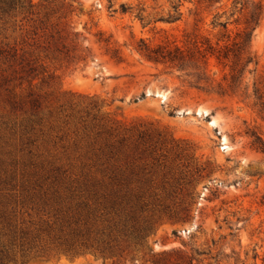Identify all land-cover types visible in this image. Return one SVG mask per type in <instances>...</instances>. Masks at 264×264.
<instances>
[{
  "label": "rangeland",
  "instance_id": "obj_1",
  "mask_svg": "<svg viewBox=\"0 0 264 264\" xmlns=\"http://www.w3.org/2000/svg\"><path fill=\"white\" fill-rule=\"evenodd\" d=\"M233 1L0 0V216L48 218L34 187L63 194L103 164L144 195L156 222L143 251L122 258L68 256L47 238L18 243L7 264H185V253L195 264H264V152L252 136L264 141V120L242 97L264 86V15L251 43L258 66L230 97L139 52L185 47V33L215 43L224 30L212 23L224 11L227 21ZM208 70L223 77L214 61Z\"/></svg>",
  "mask_w": 264,
  "mask_h": 264
},
{
  "label": "trees",
  "instance_id": "obj_2",
  "mask_svg": "<svg viewBox=\"0 0 264 264\" xmlns=\"http://www.w3.org/2000/svg\"><path fill=\"white\" fill-rule=\"evenodd\" d=\"M221 1L198 0L196 9H209ZM226 13L227 11L217 14L212 23L214 29L224 30L215 43L208 38L185 33V47L171 46L168 43L154 47L144 44L139 52L144 60L155 65L190 71L186 75L197 79L196 82L189 83L190 86L208 96L225 98L236 95L241 91L248 68L251 65L254 68L258 66L256 57L251 53V43L261 25L264 5L255 0H234L233 10L227 21H219ZM171 19L176 20L175 17H170L169 20ZM231 24L241 28L233 33L228 29ZM211 61L223 68L220 80L216 73L210 74L208 70ZM260 84L254 83L253 94H248L246 87L242 97L243 100L254 97L255 106L260 107L264 120V86L259 87ZM32 96L31 93L29 97ZM31 103L33 107L38 105L37 99H33ZM252 136L253 146L264 152L262 138L255 134ZM101 167L103 170L100 177L86 175L82 179H75L63 190V194L57 190L53 193L43 191L41 184L34 187L33 192L36 188L39 191L29 193V197L38 200V205L42 206L40 211L49 216L46 219L16 223L2 213L0 264L13 260L18 243L24 247L47 238L56 244V252L68 256L89 252L109 258H122L125 251H143V243L155 228L156 222L152 215L154 211L150 209V203L144 195L131 189L123 177L107 176L108 168L103 164ZM31 251V248L22 249V255ZM165 254L166 252H162L159 255ZM182 259L185 264H195L193 255L185 253Z\"/></svg>",
  "mask_w": 264,
  "mask_h": 264
},
{
  "label": "water",
  "instance_id": "obj_3",
  "mask_svg": "<svg viewBox=\"0 0 264 264\" xmlns=\"http://www.w3.org/2000/svg\"><path fill=\"white\" fill-rule=\"evenodd\" d=\"M189 231H190V230H188V229H187L185 232H187V233H188Z\"/></svg>",
  "mask_w": 264,
  "mask_h": 264
}]
</instances>
